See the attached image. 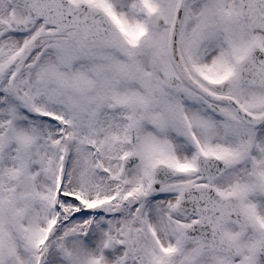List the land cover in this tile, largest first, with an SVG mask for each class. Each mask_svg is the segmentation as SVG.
<instances>
[{"label": "snow or ice", "instance_id": "1", "mask_svg": "<svg viewBox=\"0 0 264 264\" xmlns=\"http://www.w3.org/2000/svg\"><path fill=\"white\" fill-rule=\"evenodd\" d=\"M0 264H264V0H0Z\"/></svg>", "mask_w": 264, "mask_h": 264}]
</instances>
